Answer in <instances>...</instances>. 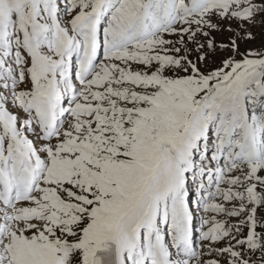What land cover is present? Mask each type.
I'll return each mask as SVG.
<instances>
[{
  "label": "snow or ice",
  "instance_id": "6c2138e0",
  "mask_svg": "<svg viewBox=\"0 0 264 264\" xmlns=\"http://www.w3.org/2000/svg\"><path fill=\"white\" fill-rule=\"evenodd\" d=\"M0 264H264V0H0Z\"/></svg>",
  "mask_w": 264,
  "mask_h": 264
}]
</instances>
